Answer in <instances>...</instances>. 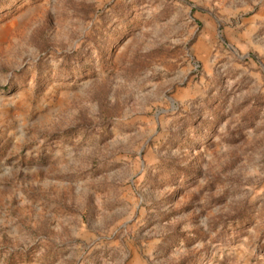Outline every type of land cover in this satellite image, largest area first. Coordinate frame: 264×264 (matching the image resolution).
I'll return each instance as SVG.
<instances>
[{
    "label": "rangeland",
    "instance_id": "374dc122",
    "mask_svg": "<svg viewBox=\"0 0 264 264\" xmlns=\"http://www.w3.org/2000/svg\"><path fill=\"white\" fill-rule=\"evenodd\" d=\"M0 264H264V0H0Z\"/></svg>",
    "mask_w": 264,
    "mask_h": 264
}]
</instances>
